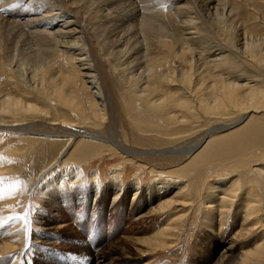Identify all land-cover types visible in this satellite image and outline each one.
<instances>
[{
	"label": "bare ground",
	"instance_id": "bare-ground-1",
	"mask_svg": "<svg viewBox=\"0 0 264 264\" xmlns=\"http://www.w3.org/2000/svg\"><path fill=\"white\" fill-rule=\"evenodd\" d=\"M21 1L0 0V11L3 12L2 9L7 7L11 9L12 5L20 4ZM214 1L201 0L200 7L192 8L193 10L189 7L182 14L185 20L180 23L183 27L181 31L186 34L184 40H187L189 45L184 44L183 40L177 41L176 34L171 32L165 23V7L170 5L169 0H98L97 8L102 13L101 21L106 28L105 33L111 31L109 37L111 52L116 61L110 63V68L118 84L121 82L124 84L125 95H122V98L125 117L138 133L144 134L143 136L147 134L145 140L149 141L148 145L169 143L168 135L181 133L184 126L195 120L211 125L215 119L222 120L225 116H238L240 121L247 115L264 111V36H259L256 31H249L236 9L225 5L222 10L226 12L228 19L224 17L221 19H225L224 30L232 33L233 40L229 46L231 55L224 56L223 48L209 38L212 29L207 28L204 22L205 17H210L213 10L216 15L220 12V4L213 6ZM226 1H221L222 5ZM25 11L28 14L22 21L13 23L15 24L13 28L26 26L36 40L37 46L34 44V49L31 47L32 51L25 53L14 48L9 55L0 56V73L4 76V83L0 84V131L12 129L14 132L29 133L31 132L29 127L42 119L47 121L45 125L68 126L69 128H63V131L74 134L63 137L65 140L61 144L48 139L47 135L51 134L47 133L37 134L43 135L41 138L35 133L34 136L24 135V138L29 139L9 145L6 151L0 154L5 160L4 163L0 162V176L7 167L3 165L12 164V161L17 160L18 168L29 166L28 175L33 177L52 168V164L65 153L67 146L76 145L63 163L67 167L73 166L72 170L52 176L50 184L55 185L54 190H57L65 182L72 179L80 180L83 175L82 163L87 164L95 157H100L105 150H115L124 157L129 155L133 157L121 162L124 164L121 168L113 165L114 168L109 170L112 171L114 180L109 185V192L114 195L111 204L106 205L109 195H106V198L100 196L98 199L101 192L99 186L90 191L91 203L96 204L98 199L108 210L110 206L115 205L122 192H133L132 210L126 213L136 217L139 211L147 207L150 214L144 218L154 216L158 219L153 230L145 231L144 228L137 230L134 228L135 225H129L125 232L134 237L127 238L124 246L118 242L119 245H110L89 254L90 256L80 259L78 257L76 264H153L154 259H150L151 256L178 245L185 228L180 222V217L185 213H194L199 206L205 214L204 219L210 224V229L218 230L217 244L206 258L207 264L262 263L263 234H253L264 227V202L258 192L264 191V173L254 170L255 160L252 159L257 151L264 154L262 120H253L242 133L228 140H209L190 164L175 171H155L152 167L133 162L138 153L124 151L112 137L85 136L82 132L70 129L82 125L100 128L104 126L108 115L106 105L100 102L103 95L99 88L98 75L94 70L89 50L83 47V33L77 27L78 22L72 20L62 5L55 0H29ZM196 11H199L200 17L196 15ZM257 15L259 27L264 29V14ZM1 28L0 25V50L6 45L4 43L7 39ZM192 41L194 43L200 41V45L193 47ZM146 46L151 47L155 55L144 53L143 49ZM53 57L58 58L62 69H58V77L48 78L46 75L52 62L48 61V58ZM56 58L53 62L59 64ZM174 60L180 61L178 67L173 65ZM32 62L36 63L34 67L30 66ZM244 63H249L250 67L243 65ZM252 68H257L260 76H257L256 72L253 74ZM58 78L60 81H57ZM223 126L209 130L207 137L223 129ZM86 141H90L89 144ZM194 150L195 148H187L178 155L193 154ZM10 151L13 152L12 157ZM130 162L136 165L138 171L134 175L135 181L125 186L126 171L123 167L125 163ZM259 169L264 172L262 168ZM148 170L157 177V180L146 187L143 186L142 177ZM72 171L75 175L70 176ZM91 173L95 180H98L101 174L97 170ZM209 173L217 176L227 174L231 178L225 176V179H231L232 182L223 188L218 187L222 194L220 198L217 196L214 198L210 192H206L198 200L200 186ZM250 174L257 187L252 184L250 190L244 192L245 198H238L239 184ZM235 176L237 177L232 178ZM190 179L194 181L189 182ZM20 185L18 182L15 183L16 187ZM24 185H27L25 188L27 191L28 184L25 182ZM9 191L13 194L8 192L5 194L8 199L5 208H13L16 201L27 197L26 194L23 196L21 190ZM65 196L59 194L55 197L54 209L67 210L69 199ZM84 198L83 194L75 195L78 205L85 200ZM124 200L125 197L122 201ZM109 212L111 214L108 213V217L113 214L110 210ZM182 212L183 214L178 215ZM83 216L85 214L80 212L76 218L78 225L83 223L81 221ZM137 219L140 220L141 217L135 220ZM39 221L43 231L35 236L34 247L53 245L56 240L52 234L46 232L48 224ZM22 223V218L16 219L8 226L10 229L7 231V228H4L6 226H0V264H21L23 259L21 250L26 240V231ZM238 225L239 230L235 232ZM116 228L109 225L110 234L114 235L117 232ZM72 231L81 237L80 232L78 234L76 230ZM231 231L234 232L230 234ZM144 232L148 234L136 238L137 234ZM243 238H246V241H241ZM223 244L226 248L218 253L217 247ZM79 245L80 251H84V244ZM130 245L139 246L136 250L138 257L130 250L132 248ZM51 249L49 246L46 248L47 252ZM53 255L56 254H50L49 258L36 256L33 262L29 260L23 264H56ZM68 264L75 263L69 261Z\"/></svg>",
	"mask_w": 264,
	"mask_h": 264
},
{
	"label": "rangeland",
	"instance_id": "rangeland-1",
	"mask_svg": "<svg viewBox=\"0 0 264 264\" xmlns=\"http://www.w3.org/2000/svg\"><path fill=\"white\" fill-rule=\"evenodd\" d=\"M55 1L62 5V7L69 14L72 20L78 22L77 27L83 33V47L85 46V48L89 50L92 63L94 64V70L98 75L99 88L101 89L103 95V98L102 100H100V102H103L104 105H106L108 114L103 124L104 126L100 128H95L91 125H82L79 128L72 127L70 129L75 130L77 132H82L85 136L91 135L96 136V138H99L100 136L112 137V139L117 142L118 147L122 148L124 151H134L138 153V155L135 154L137 156L135 157V160L133 159V162H138L140 165H147L148 167H152L155 169V171L162 170L168 172L175 171L190 164L193 158L199 152H201V150L208 143L209 140H228L234 135L242 133L244 129L249 126L251 122L255 119H261L264 123V111L247 115L240 121L238 120V116H225L222 120L215 119V122H213L211 125H205L206 123H200L199 121L197 122L195 120L194 122H190L188 125L184 126V129L181 133L177 132L168 135L167 138H169L170 140L169 143H152L148 145L147 143H149V141L145 140L147 138V134H145L146 136H143L144 134L138 133L137 130H135L132 125H130V121L128 120V118L125 117L122 98V95H125L123 92L124 84H122V82L118 84L117 78L114 77L112 69L110 68V63H115L116 61L112 55L113 53L111 52L112 45L109 39L111 31H108L107 34L105 33L106 28L104 27V24L101 21L102 13L101 10L97 8L98 0ZM221 1L223 2V0ZM221 1L218 2L217 0L216 2L215 0L212 4L213 6H215L217 3L220 4L219 14L216 15V13H214L215 11L213 10L210 17H205L204 22L207 28L212 29L211 33L209 34V38L212 40V42L219 44L223 48L224 56H230L231 49L229 46L233 38L231 32H226L224 30L225 19L222 20L221 18H227V15L226 12L222 10V8L225 5H228V7L230 8L231 6L234 7L239 17L245 21L247 29L249 31H256L259 36L263 37L264 29L259 27V22L257 20V17L259 15H257V13L261 15L264 14V0H227L223 5ZM169 2L170 5L165 7V23L168 26V29L176 34L177 41H184V44L190 45L187 40H184V38H186V34L181 31L183 27L180 23L185 20L182 14H184V12L187 11L189 7L191 8V10L196 7H200L201 0H169ZM28 3L29 0H22L20 4L12 5L13 7H11V9L7 7L6 9H2V11L4 10L3 12L0 11V25L2 27L1 29L3 33H5L4 35L7 38L5 39V41H8V43H4L6 45L3 47L2 50H0V56L4 54L9 55L12 51L15 50L14 48H17L20 52L25 53L32 51L31 47H33L34 49V44L37 46L36 40H34L33 35L29 33L30 30L26 26L20 25V28H13L15 25L13 23H16L17 21H22V18L26 14H28L25 11ZM196 15L200 17L199 11H196ZM8 21H11V23H9ZM3 26L5 29L3 28ZM14 37L16 38V40ZM193 44V47L198 46V44L200 45V41H197L196 43L193 42ZM143 52L148 53L150 55H155V53L152 52L151 47L149 46H146L143 49ZM54 58L56 57H53V59ZM53 59L48 58V61H52L50 63L49 72L46 75L48 78L50 76L58 77L59 70L62 69V65L60 61H58V58H56L57 60H55L59 64H54ZM239 59L246 60L242 58ZM173 62V65L177 67L180 64V61L177 60H174ZM35 65L36 63L32 62L30 66L34 67ZM243 65L250 67L249 63H244ZM30 66L28 65L29 68H32ZM251 71L253 74H255L256 72V75L260 76V71L257 68H252ZM58 80L60 81V78H58L57 81ZM3 83L4 76L0 73V84L2 85ZM88 85L90 84L88 83ZM45 122L47 121L42 119H40L38 122L35 121L33 124L34 126L29 127V131H31L29 133L14 132L12 129L1 130L0 154L4 153L9 145H12L13 143L18 144V142H21V140L25 141L29 139V137L27 139L24 138V135L29 134V136H34V133L35 135L47 133L51 134L47 135L49 136L48 139L50 138L51 141L56 140L57 142H59V144H61L63 140H65L63 137L73 136L74 134L71 132L63 131L65 128H69L68 126L65 127L59 125H45ZM9 124L16 126L18 125V123ZM171 125L173 126V124ZM219 126H223L224 128L218 132L211 133L207 137V133L209 132V130ZM47 136L45 138H47ZM38 137L41 138L43 137V135H40ZM86 142L88 143L90 141ZM198 145L200 146L198 147ZM75 146L76 145L73 144L67 146L65 153L61 156V158L56 161L55 164H52L53 166L51 165L52 168L50 167L49 169H46V171H43L37 175H33V177H30L28 175V171H30L29 166H24L25 168L20 169L18 168L19 165H17V160L15 162L12 161V164L3 165L7 167L5 172L0 176V178H3L2 180H0V191H3L4 195V198L0 199V226H6L4 228H7V231L10 229V227H8L10 224H12L16 219L22 218V227H24L26 231V240L24 247L21 250L23 255L21 264L25 262L28 263L29 260L33 262L36 256L49 258L50 254H56L53 255L56 264H61L63 262H67L68 264L69 261H74V263L76 264V259L78 257L79 259L81 257H87L89 254L96 253L99 250L107 248L113 244L119 245L120 243V245L124 246L127 243L125 242L126 240H128L127 238L134 237V235L125 232L126 227H128L129 225H135L134 228L137 230H143L144 228L146 229L145 231L153 230L155 228V221L157 217L152 216L150 218H144L147 214H150V211L147 209V207L139 211L136 214V217H132L129 215V213H126L131 212L132 210L131 206L133 192H122L119 196V199L115 202V205L110 206L108 210H106V208L102 206V204H100L98 201V199H100V196L106 198V195H109L107 198L106 205L111 204L114 195L109 192V185H111L112 181L114 180L112 179V171L110 172L109 170L111 168H114V166H119L117 168H121L124 165L122 164L124 160L126 161L127 159L133 157H130L131 155L124 157L122 154L118 153V151L111 150V152L105 150L103 152L104 154L100 155V157H95L93 160H90V162L87 164H81V168L83 167V175L79 181L72 179L71 181L65 182L60 188H56L57 190H54L55 185L50 184L53 179L52 176H57L61 173L69 172L72 170L73 166L69 165L67 167V165H64L63 163L70 156V153L74 150ZM187 148H195L193 154L178 155L183 153L181 151L187 150ZM10 155L12 157L13 152L10 151ZM252 159L255 160V162L253 163L255 164L253 165L254 170L259 173H264L259 169L262 168L264 170V154L260 151H257V154ZM4 161V158L0 159V162L4 163ZM133 162H130L128 164L125 163V167H123L126 171L124 177L125 186H128L130 183H133L135 181L134 175L138 170L136 169L137 167H135L136 165ZM94 170L101 172V174H99L98 180H95L92 177L91 172ZM149 171L150 170H148L145 173L146 175L144 174V176L142 177L143 186L146 187L149 185V183H152L157 180V177H155ZM73 175H75V172H73L70 176ZM225 176L227 177L228 175L220 174L219 176H217L209 173L200 186L198 200L206 192H210L214 196V198L216 196L220 198L222 194L218 187L223 188V186L230 185V183L232 182L231 179H228L231 177L228 176V178L225 179ZM28 177L29 180H31L30 184ZM236 177L237 176L232 178ZM193 181L194 180L191 179L189 180V182ZM16 182L21 185L16 187ZM22 182H24V184L25 182L28 184L27 191H25L27 185H24ZM225 182L227 183L225 184ZM255 183L256 182H254L252 179V174L246 175L239 184L240 191L238 198H245L246 194L244 192L246 190H250V186L252 184L257 187ZM95 186H99L101 192L99 194V198L97 199V203L93 205L91 203L89 195H91L90 191H92ZM9 189L11 190V192L12 190H21L20 192H23V196H25L26 194L27 197L20 198V200L16 201L15 206L13 208H5V205L7 204L8 200L6 199L5 194L7 192L8 194H13L9 193ZM258 192L260 193L264 202V191L262 192L258 190ZM59 194H64L66 195L65 197L69 199V205L67 206V210L53 208V203L56 201L55 197ZM80 194H83L85 200H83L81 204L78 205L75 201V195ZM7 196L9 197V195ZM124 197L125 200L122 201ZM5 199L6 201H4ZM109 210L113 214L112 216L108 217V213L111 214ZM64 211L66 213H63ZM202 211L203 210L201 206H199L194 211V213L183 214L182 212L178 214H183L180 217V222L185 225L181 237L179 238V243L175 246L176 248L172 247L166 251H159L158 253L151 256L150 259H154L153 264H207L206 258L217 244L216 240L218 239V237L216 236V234L218 230L216 228L215 230L210 229V224L207 223L204 219L205 214ZM80 212H83L85 216L81 217V221L83 223L78 225L76 218L79 217ZM178 215H174V217ZM137 217H141V219L135 220ZM232 217L235 218V216ZM25 219H27L28 221L27 224L25 223ZM39 220H41L42 222L45 221L44 223L48 224V229L46 230V232H48V234H52V236L55 237L56 240L53 245L47 244V246L45 245L46 247L44 245H39L37 248L34 247L35 236L38 234V232L43 231V229L41 228L42 224H40ZM63 224L67 225L62 227L61 225ZM109 225H113V227L115 228L117 227L115 229L117 230V232L114 233V235L110 234V231L108 229ZM71 228L74 231L76 230L78 234L80 232L79 235L81 237L76 236L71 230ZM237 230H239V225L235 227L234 231L237 232ZM234 231H231L229 233L231 234ZM259 233H262L264 238V227L260 231H256L253 235ZM147 234L148 233L146 232L140 235L137 234L136 238H142ZM90 240L92 242H90ZM253 240L255 239H252V241ZM241 241H246V238H243ZM79 243L84 244V251H80ZM224 245L225 244L219 245V247H217L218 253H221L223 249L226 248L224 247ZM48 246L52 247L49 252H47L46 250ZM130 246L132 247L130 248V250L133 251V254L136 257V250L137 248H139V246ZM260 264H264V261Z\"/></svg>",
	"mask_w": 264,
	"mask_h": 264
},
{
	"label": "snow or ice",
	"instance_id": "snow-or-ice-1",
	"mask_svg": "<svg viewBox=\"0 0 264 264\" xmlns=\"http://www.w3.org/2000/svg\"><path fill=\"white\" fill-rule=\"evenodd\" d=\"M3 178H0V180H2ZM4 198V195H3V191H0V199H3ZM25 223L27 224L28 221L27 219H25Z\"/></svg>",
	"mask_w": 264,
	"mask_h": 264
}]
</instances>
